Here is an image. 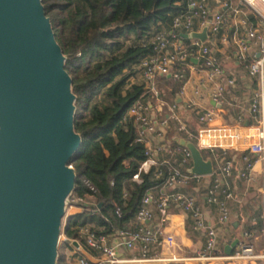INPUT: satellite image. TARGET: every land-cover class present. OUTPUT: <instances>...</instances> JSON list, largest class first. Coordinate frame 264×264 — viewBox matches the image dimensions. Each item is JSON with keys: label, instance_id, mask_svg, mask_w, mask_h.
I'll use <instances>...</instances> for the list:
<instances>
[{"label": "trees", "instance_id": "trees-1", "mask_svg": "<svg viewBox=\"0 0 264 264\" xmlns=\"http://www.w3.org/2000/svg\"><path fill=\"white\" fill-rule=\"evenodd\" d=\"M185 1L41 0L65 56L64 68L75 95L73 127L81 140L68 161L75 173L71 194L93 199L90 205L78 203L83 210L66 217L60 234L84 248L88 249L80 227L105 237L116 236L117 230L131 231L147 192L159 193L173 169L191 175L187 172L191 162H184L180 152L168 151L171 148L166 144L167 150L156 155V164L145 176L140 181L132 179L144 158V147L135 141V122L126 114L135 101L153 104L141 77V82L129 80L140 76L139 61L153 53L151 40L160 33L166 38L171 31L175 33L171 22L184 11ZM182 42L188 44L187 39ZM172 78L156 76L161 100L171 98ZM169 116L170 111L161 105L158 117H167L169 122ZM198 155L203 156L204 151ZM155 170L160 177L153 175ZM69 262L58 253L56 264Z\"/></svg>", "mask_w": 264, "mask_h": 264}, {"label": "crops", "instance_id": "crops-1", "mask_svg": "<svg viewBox=\"0 0 264 264\" xmlns=\"http://www.w3.org/2000/svg\"><path fill=\"white\" fill-rule=\"evenodd\" d=\"M223 2H228L231 8L224 10L221 7ZM206 6L210 16L221 12L225 18V23L218 33L213 38L212 35H208L213 39L210 46L219 62V69L195 66L191 61L192 65L179 69L180 79L172 78L171 98L169 101L162 100V105L168 109V105L174 104L172 115L169 116V127L166 128V133L170 135L166 143L175 152L182 153L183 149L189 150V157L182 160L186 163L191 162L187 172L195 175L186 183L176 185L174 190L193 196L203 221L214 229L213 249L208 253L209 258H199L198 255L204 246L205 233L203 230L193 229L192 219L177 205L168 206L163 220H160L156 209L150 205L152 214L146 225L159 232V239L165 233L172 231L180 233L183 244V248L177 254L180 259L147 260L137 263L134 261L139 257L136 244L126 248L118 243L120 240L116 236L106 237V243L114 245L115 256L119 260L115 264H264L262 257L249 261H229L236 259L232 257L233 252L241 245H250L255 254L264 252L262 213L264 168L261 162L243 147L200 149L197 146L198 136L225 133L237 136L248 132L258 123V115L249 112V98L256 89V77L250 76L244 67L257 55L256 45L253 40L247 38V34L254 32L264 38V22L239 0H207ZM193 27L194 32L191 33L202 31L198 32L196 25ZM239 40L245 43V50L240 52L241 58L236 47V42ZM135 81L141 82L140 76H137ZM158 141L156 136L151 135L147 144L154 146ZM199 151H204V155H198ZM195 156H199L203 162L209 164L208 174L200 175L192 172ZM225 162L229 163L227 177H223L220 173V167ZM144 176L145 174H141L140 179ZM214 178L218 179L220 187L230 195L224 198L218 193V198L225 201L227 209V219L223 223L217 221L216 204L206 199L207 189ZM161 190L165 192L167 189L162 187ZM91 202L92 200L87 199L85 205H90ZM67 206L68 216L83 210L79 205ZM61 242L63 247L61 253L68 262L74 253L73 260L78 257L93 260L98 256L97 252L89 248L79 245V250L75 251L68 241L61 240ZM232 242L234 245L229 253H226L225 247ZM169 252L168 248L161 245L156 246L154 251H151V255L155 253L158 258H162Z\"/></svg>", "mask_w": 264, "mask_h": 264}, {"label": "water", "instance_id": "water-1", "mask_svg": "<svg viewBox=\"0 0 264 264\" xmlns=\"http://www.w3.org/2000/svg\"><path fill=\"white\" fill-rule=\"evenodd\" d=\"M64 63L41 0H0V264H56L75 178L68 161L81 140ZM192 172L208 174L209 164L195 156Z\"/></svg>", "mask_w": 264, "mask_h": 264}, {"label": "built area", "instance_id": "built-area-1", "mask_svg": "<svg viewBox=\"0 0 264 264\" xmlns=\"http://www.w3.org/2000/svg\"><path fill=\"white\" fill-rule=\"evenodd\" d=\"M250 11H252L258 18L264 22V0H239ZM207 0H186L185 9L181 14L173 17L171 22L172 31L168 34V38L163 33L157 34L152 40L153 53L145 56L139 61L138 69L140 77L143 81V89L149 92L150 99L153 104L145 101H135L129 105L126 110L127 116L134 119L136 126L135 141L141 143L144 147V158L137 167L136 172L132 175V179L140 181V175L146 174L148 169L154 166L157 162L156 155L162 151L167 150L166 140L162 139L163 131H167L168 121L167 117H158L160 106L163 101L158 97V89L155 86L156 76L170 74L177 80L180 79L179 69L185 66L192 65L191 59L195 60V66H204L212 69H219V62L214 52L211 51L212 38L218 33L225 23V18L221 12L208 14ZM221 7L229 10L231 7L228 2H223ZM196 25L198 32L205 30L206 39L200 42L197 39L186 37L188 44L182 42L181 35H188L194 32L193 26ZM177 33L179 34L177 36ZM209 35V36H208ZM247 38L253 40L257 48V55L245 65V70L250 76H255L256 89L249 98V112L250 114L258 115V123L254 128L246 133L234 136L230 133L224 135H208L198 136L197 146L200 149H212L213 147L228 148V147H243L246 151L256 156L264 168V38L254 32H249ZM236 47L239 51V58L242 57L240 52L245 50V43L237 41ZM174 104L168 105L170 115ZM156 136L159 141L154 146H148L149 136ZM236 142V144H235ZM168 151H171V149ZM188 149L182 150L183 158L189 157ZM249 163H247V166ZM220 173L223 177L229 174V163L225 162L220 167ZM155 177H160V171L155 170ZM195 177L194 174L185 175L178 170L173 169L171 173L165 176L162 187L167 189L159 193L147 192L141 200V204L135 214V226L131 231L117 230L116 237L120 240L119 244L126 248H131L134 244L137 245L139 257L134 259L135 262L140 263L147 260H165L174 261L180 259L177 254L183 248L180 233L172 231L165 233L159 239V232L146 225V222L151 218L152 210L150 205L156 209L160 220L166 215L168 206L177 205L180 210L187 213L192 219L193 229L203 230L205 233L204 246L198 255L199 258H209V252L213 249L215 241L214 229L206 225L201 217V214L195 204L193 196L174 190L176 185L186 183L190 178ZM92 189V187H90ZM218 193H221L224 198H228L229 192L222 189L218 183V179L214 178L207 189L206 199L208 202L214 203L218 209L217 221L223 223L227 219V209L225 201L218 198ZM262 213L264 220V190H263ZM87 199L92 200V197L82 198L70 194L67 200V205H78V203L85 204ZM83 209V207H82ZM81 209V210H82ZM79 234L82 236L85 245L98 253V256L93 260H87L78 257L73 260L72 264H115L119 260L115 256L114 245L106 243V237L103 235H96L88 229V227H80ZM62 240H66L74 248L79 250V244L74 239H66L62 236ZM165 246L169 249V254L166 257L158 258L156 254L151 255L156 246ZM252 247L250 245H241L239 250L235 252L232 257H256L251 255ZM240 253V255H238ZM264 259V252L259 256Z\"/></svg>", "mask_w": 264, "mask_h": 264}, {"label": "rangeland", "instance_id": "rangeland-1", "mask_svg": "<svg viewBox=\"0 0 264 264\" xmlns=\"http://www.w3.org/2000/svg\"><path fill=\"white\" fill-rule=\"evenodd\" d=\"M136 77L137 76H135V75H133L131 78H130V80L129 81H135V79H136ZM253 78L255 77V76H252ZM68 213H69V209H68V206L66 205V207H65V211H64V215H63V217H62V219H61V228H62V226H63V224H64V222H65V220H66V217H68ZM61 240H62V235L60 234L59 235V242H58V245H57V253H61V251H62V242H61ZM239 249H237V251H238ZM237 251H235V252H237ZM235 252H233V255L232 256H234V254H235ZM256 252H254V250L252 249V251H251V255L253 256H256V257H259L262 253H263V251L261 252V253H259V254H255ZM238 255H240V253H238ZM256 257H249V256H242V257H233V258H236L235 260H229V261H231V262H235V261H249V259H253V258H256Z\"/></svg>", "mask_w": 264, "mask_h": 264}]
</instances>
